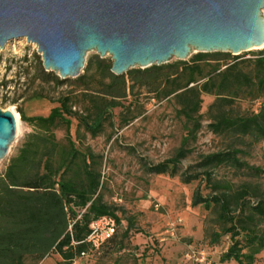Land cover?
<instances>
[{
    "label": "rangeland",
    "instance_id": "obj_1",
    "mask_svg": "<svg viewBox=\"0 0 264 264\" xmlns=\"http://www.w3.org/2000/svg\"><path fill=\"white\" fill-rule=\"evenodd\" d=\"M263 49H249L237 56L254 58ZM95 56L99 55L89 51L80 71L89 83L85 91L74 84L75 78L62 79L46 71L35 43L22 38L0 48V109L18 115L15 138L0 160V174L26 134L34 130L21 118V112L28 117L45 116L58 106V98L69 96L74 112L69 116L72 139L80 151L90 150L91 167L100 179L96 196L119 220L106 216L114 219V239L97 247L89 245L84 256L66 263L59 254L51 253L41 260L27 257L25 264H238L234 260L220 261L232 241L229 234L221 233L223 225L216 208L193 206L192 197L197 191L202 196L216 194L218 190L213 187L218 182L222 187L230 185L232 190L246 189V200L251 204L264 199V139L213 132L208 126V108L215 98L207 94L202 96L201 126L190 133L191 124L179 113L174 94L165 97L146 89L128 95L120 106L109 108L100 129L88 131L79 123L76 112L88 114L83 111L87 108L93 120L92 101L101 102L95 91L99 87L94 74ZM102 59L112 64L108 54ZM91 62L92 69L88 70ZM43 72L56 79L43 81ZM185 80L183 77L178 83L183 85ZM260 106L259 97L244 95L235 98L230 108L233 114H249ZM54 132L63 143L64 126L57 125ZM182 146L187 151L173 175L150 170L175 157ZM231 152L237 163L202 166L209 154ZM207 171L212 174L209 182L204 179ZM184 176L189 177L187 182ZM217 233L221 235L216 240ZM237 239L244 244L242 233ZM253 264H264V249L255 255Z\"/></svg>",
    "mask_w": 264,
    "mask_h": 264
},
{
    "label": "trees",
    "instance_id": "obj_2",
    "mask_svg": "<svg viewBox=\"0 0 264 264\" xmlns=\"http://www.w3.org/2000/svg\"><path fill=\"white\" fill-rule=\"evenodd\" d=\"M94 59L99 85L95 91L101 102L92 101L93 120L87 108L83 111L88 114L76 112L79 123L88 131L100 129L109 108L120 106V101L128 95L146 89L165 97L174 94L179 113L191 124L190 133L201 126L202 96L207 94L215 98L208 108V126L213 132L264 139V49L256 57L246 59L230 52H198L188 61L175 60L144 69L136 67L122 75L113 74L112 64L101 57ZM91 64L88 70L92 69ZM249 66L252 69L247 70ZM183 77L186 80L180 85L178 82ZM41 79L49 81L56 77L43 72ZM74 84L85 91L89 89L85 75L77 76ZM244 95L259 97V110L233 114L231 103ZM57 102L58 106L45 116L28 117L21 112V118L34 130L26 134L0 174V264H25L27 257L41 260L51 253L59 254L69 263L81 256V252H87L89 244L85 238L91 222L103 216L119 221L96 196L100 179L91 167L90 150L80 151L72 139L69 116L74 112L69 96H62ZM59 124L65 130L63 143L54 132ZM185 143L186 140L182 145ZM186 151L182 146L175 157L150 170L173 175ZM222 162L234 164L238 159L232 152L212 153L205 157L202 166L212 168ZM211 176L207 171L204 179L209 182ZM184 177L187 182L189 177ZM213 188L218 192L210 196L195 192L192 205L215 207L223 225L221 233L230 235L232 243L220 261L253 264L255 255L264 249V199L251 204L246 200L249 194L246 189L232 190L230 185L222 187L218 182ZM221 233L215 234L216 240ZM241 233L244 244L237 239ZM112 239L114 234L105 241Z\"/></svg>",
    "mask_w": 264,
    "mask_h": 264
},
{
    "label": "water",
    "instance_id": "obj_3",
    "mask_svg": "<svg viewBox=\"0 0 264 264\" xmlns=\"http://www.w3.org/2000/svg\"><path fill=\"white\" fill-rule=\"evenodd\" d=\"M263 9L264 0H0V48L25 38L62 79L95 51L122 75L192 53L262 49ZM15 135L14 113L0 109V160Z\"/></svg>",
    "mask_w": 264,
    "mask_h": 264
},
{
    "label": "built area",
    "instance_id": "obj_4",
    "mask_svg": "<svg viewBox=\"0 0 264 264\" xmlns=\"http://www.w3.org/2000/svg\"><path fill=\"white\" fill-rule=\"evenodd\" d=\"M114 219L107 218L106 216L100 217L89 225V233L85 241L91 247H97L103 241L111 238L114 234ZM87 252H81L80 255L84 256Z\"/></svg>",
    "mask_w": 264,
    "mask_h": 264
},
{
    "label": "bare ground",
    "instance_id": "obj_5",
    "mask_svg": "<svg viewBox=\"0 0 264 264\" xmlns=\"http://www.w3.org/2000/svg\"><path fill=\"white\" fill-rule=\"evenodd\" d=\"M14 116H15L16 121H18V115L16 113H14Z\"/></svg>",
    "mask_w": 264,
    "mask_h": 264
}]
</instances>
